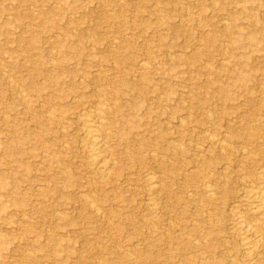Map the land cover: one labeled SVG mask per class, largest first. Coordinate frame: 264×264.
Listing matches in <instances>:
<instances>
[{
    "label": "rangeland",
    "instance_id": "obj_1",
    "mask_svg": "<svg viewBox=\"0 0 264 264\" xmlns=\"http://www.w3.org/2000/svg\"><path fill=\"white\" fill-rule=\"evenodd\" d=\"M260 150L264 0H0V264H264Z\"/></svg>",
    "mask_w": 264,
    "mask_h": 264
},
{
    "label": "bare ground",
    "instance_id": "obj_2",
    "mask_svg": "<svg viewBox=\"0 0 264 264\" xmlns=\"http://www.w3.org/2000/svg\"><path fill=\"white\" fill-rule=\"evenodd\" d=\"M86 126H87V135H88V141L90 145L89 147H90L92 162L95 165L102 168L104 171H106L110 167H112V161L111 159H108V157L107 158L103 157L102 149L106 147L105 141L102 139V136L100 135L98 128H96L93 125H89L87 122H86ZM258 152H260V154H263V158H264V150H260ZM251 154L252 153H249V158H251L252 156ZM247 177L248 178L253 177L252 179L255 181L253 183V189L251 191V196L249 197V200H250V205H251L250 213L252 214V217L255 218L258 222H257V225H253V224L251 225L250 223H248L246 219L241 218L242 217L241 216L237 218L236 224H237V227L243 232L244 248L246 249L248 254L251 256L252 254H254L257 247L255 245H252V242L249 241L248 235L252 233H256L258 232V230L261 229L260 230L262 231L261 237L262 239L264 238V159L261 161V164H258L256 172L254 173L252 170H250ZM154 179L155 178L151 175L147 178L148 185L150 186V189L152 192L155 188L157 189Z\"/></svg>",
    "mask_w": 264,
    "mask_h": 264
}]
</instances>
